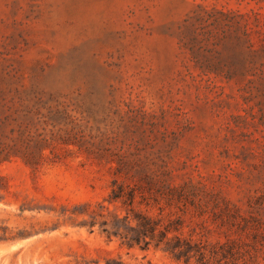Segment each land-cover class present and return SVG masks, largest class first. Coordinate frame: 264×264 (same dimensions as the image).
<instances>
[{
    "label": "rangeland",
    "instance_id": "374dc122",
    "mask_svg": "<svg viewBox=\"0 0 264 264\" xmlns=\"http://www.w3.org/2000/svg\"><path fill=\"white\" fill-rule=\"evenodd\" d=\"M114 179L264 264V0H0V264H186L107 236Z\"/></svg>",
    "mask_w": 264,
    "mask_h": 264
},
{
    "label": "trees",
    "instance_id": "16d2710c",
    "mask_svg": "<svg viewBox=\"0 0 264 264\" xmlns=\"http://www.w3.org/2000/svg\"><path fill=\"white\" fill-rule=\"evenodd\" d=\"M138 192L135 188L117 183L116 179L112 181L108 200L110 202L118 200L127 206V209L122 217L114 216L113 220L103 219L100 222L103 226L102 230L108 237L118 236L121 244L127 247L138 246L141 249H147L151 245L161 247L172 257L183 260L186 264H189L193 258L196 261L195 264H215V261L227 258L225 251L207 249L206 244L201 241H192L191 238L182 236L180 233L182 220L179 217L164 221L160 217H153L146 212L134 209L133 204L137 196L141 199L139 203L145 201L148 205L149 199L155 192L163 194L159 189L153 191L151 188H148V194ZM167 194L172 195V189H169ZM100 216L103 215L100 214ZM95 222L91 221L89 226H93ZM224 264H227L226 261Z\"/></svg>",
    "mask_w": 264,
    "mask_h": 264
}]
</instances>
